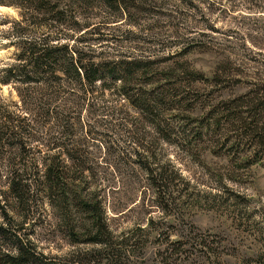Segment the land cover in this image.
Returning <instances> with one entry per match:
<instances>
[{"label": "rangeland", "instance_id": "obj_1", "mask_svg": "<svg viewBox=\"0 0 264 264\" xmlns=\"http://www.w3.org/2000/svg\"><path fill=\"white\" fill-rule=\"evenodd\" d=\"M143 1L142 13L121 22L113 23L115 11L104 6L80 14L81 22L91 25L82 45L105 53L96 56L98 61L150 57L160 69L177 65L208 78L219 71L218 82L194 84L206 104H217L221 95L234 99L264 89V0ZM19 20L17 9L0 7V79L16 62L13 27ZM114 87L111 81L106 88L98 84L86 101L94 108L75 110L72 117L82 124L63 138L68 153L49 151L40 142L25 157L39 166L50 161L47 155L57 163L65 160L68 181L103 200L116 240L128 237L136 244L132 264H264V155L252 166L239 167L241 151L230 152L212 141H167ZM0 97L17 100L13 87L1 83ZM191 121L182 117L179 123ZM147 167L164 183L157 180L153 187ZM158 186L163 187L161 197ZM48 202L23 211L25 232L37 231L33 237L45 254L62 258L93 249L74 243L58 227L67 212L84 239L88 217L75 205L61 211Z\"/></svg>", "mask_w": 264, "mask_h": 264}, {"label": "trees", "instance_id": "obj_2", "mask_svg": "<svg viewBox=\"0 0 264 264\" xmlns=\"http://www.w3.org/2000/svg\"><path fill=\"white\" fill-rule=\"evenodd\" d=\"M145 5L143 0H0V7H14L20 15L13 27L16 62L0 79L1 84L13 87L17 97H0V198L5 202L0 221V264H132L136 244L128 237L116 240L105 217L103 200L90 197L82 185L68 181L66 161L57 163L55 156L47 155L45 159L50 161L39 166L25 157L33 150L32 145L40 142L49 151L53 148L59 149L60 155L68 153L63 138L68 130L82 124L72 115L88 105L94 108L86 101L98 84L106 88L111 81L126 102L167 141H212L230 152L241 151L239 167L261 161L264 89L234 99L221 95L217 104H206L199 99L194 84L218 82L223 76L219 71L208 78L177 65L160 69L150 57L98 61L96 56L105 53L98 54L93 45H82L91 25L82 23L80 14L104 6L115 11L116 23L142 13ZM140 84L145 88L137 87ZM182 117L192 121L179 123ZM55 133L60 137L55 139ZM145 152L149 160H156L152 149ZM4 168L5 177L1 174ZM146 170L153 187L157 180L164 183V177L155 179L153 170ZM157 188L161 197L163 187ZM44 199L61 211L75 205L90 220L84 225L86 238L75 232L78 226L72 225L67 212L60 217L58 227L68 232L74 243L99 248L78 250L62 258L45 254L33 237L37 231L25 232L27 216L23 213L42 208Z\"/></svg>", "mask_w": 264, "mask_h": 264}]
</instances>
